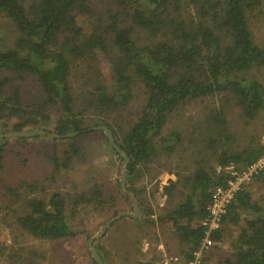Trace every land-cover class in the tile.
Listing matches in <instances>:
<instances>
[{"label": "trees", "instance_id": "obj_1", "mask_svg": "<svg viewBox=\"0 0 264 264\" xmlns=\"http://www.w3.org/2000/svg\"><path fill=\"white\" fill-rule=\"evenodd\" d=\"M0 17L5 20L0 31L13 34L11 44L0 47V73H8L0 78V133L78 132L73 137L32 136L54 142L45 150L53 164L46 176L50 184L62 170L75 166L74 158L86 160L84 147L75 143L82 137L101 135L123 160L103 129H90L98 125L108 126L128 155V181L142 169L153 176L152 162L162 151H173L183 142L180 132L173 130L168 131L175 138L173 144H164L169 116L192 101L218 97L221 104L209 111L216 129L201 139L212 162L201 161L193 172L176 173L177 179L163 186L166 200L157 213L142 195L145 187L128 183L139 216H123L111 224L123 225L112 249L95 245L105 264H118L117 260L155 264L160 252L149 248L147 255L141 242L149 234L157 238L151 229L161 225L171 229L186 247V258H191L205 236L202 221L213 190L227 187L231 177L216 167L233 165L243 172L264 157V143L254 136L239 145L227 116L230 102L247 125L264 115V82L250 76L264 68V43L255 36V28L264 22V0H0ZM12 75L22 81L36 79L40 94L31 98L12 83L16 80ZM121 111L127 112L126 126L110 122L111 115ZM9 141L0 138V174L7 166ZM59 141L68 143L61 151ZM251 179L264 184V168ZM116 184L121 196L101 183L78 193L45 191L26 200L16 222L36 238L76 237L85 231L72 224L80 210L111 211L105 219L109 220L120 211L134 209L120 181ZM21 186L43 185L35 180ZM243 211L250 215L244 216ZM232 227L237 233L228 231ZM133 228H139V233ZM226 237L231 253L223 264H264V207L254 201L246 184L227 204L221 227L211 233L214 245Z\"/></svg>", "mask_w": 264, "mask_h": 264}, {"label": "rangeland", "instance_id": "obj_2", "mask_svg": "<svg viewBox=\"0 0 264 264\" xmlns=\"http://www.w3.org/2000/svg\"><path fill=\"white\" fill-rule=\"evenodd\" d=\"M4 21L0 17V22L4 23ZM263 25L264 22H260V26L255 28V36L260 43H264ZM12 38V33H7V31L1 29L0 47L10 45ZM104 70L105 68H103ZM3 75H8V73H0V78ZM250 76L264 82V68L253 70L250 72ZM12 78L13 80L16 79L12 83L23 87L31 98L40 94L41 89L36 79L27 77L26 80L22 81L15 75H12ZM220 104L218 97L198 99L185 104L181 110L169 116L167 127L162 134L165 139L164 144H173L175 138L169 137V132L173 130L180 132L183 142L178 146L176 145L173 151H165L164 149V151H160L159 159L157 158L151 164V174L153 176L144 169L131 181H128L126 176L127 185L129 183L137 188L145 187L142 195H146L155 213L159 212L165 204L166 196L163 194V186L167 185L170 180H176V173L187 174L193 172L201 161L206 164L212 162V157L204 149L202 140L213 129H216L214 122L209 119V111ZM227 116L232 131L239 138V145L248 144L249 138L253 136L256 139L255 141L261 140L264 143V115H260L255 121L247 125L238 108L233 102H230L227 105ZM127 117V112L121 111V113L111 115L110 122L113 124L118 122L126 126L125 120H127ZM53 120H55V116ZM9 140L6 144L5 154L7 166L0 174V264H98L95 263V259L90 252L88 241L94 238V245H101L106 250H110L123 231V225L117 224L113 227L110 226L107 229L109 232L106 231L107 234L99 235L105 224L115 217L105 220L111 211L98 213L90 208L80 210L72 224L76 229H84L85 231L76 237L61 240L32 236L19 227L16 216L19 215L28 198L44 195L45 191L49 192L54 188L64 192L78 193L96 183H101L117 190L116 183L118 180L121 185L120 166L123 160L109 149L101 135L82 137L75 140V143L84 147L86 160L82 156L74 158L75 166L68 170H62L55 177L54 183L50 184V182H46V176H50L53 164L45 150L46 147L52 148L54 142L46 136L38 138H32V136L29 138L9 137ZM58 143L60 151L61 148L68 145L67 142L63 141ZM162 145L163 143L159 144V147ZM199 150H202V152L198 153ZM216 170L221 172L225 170V167L217 166ZM155 174L157 175L155 176ZM251 178L245 184L251 190L254 201L264 207V184L251 182ZM35 180H39L43 186L38 187V189L21 186V184H29ZM118 194L121 196L119 191ZM126 212L134 213V209ZM243 215L248 216L250 214L243 211ZM135 229L133 228L134 231ZM133 230L128 232L129 235L133 233ZM151 230L155 232L158 239L150 234L145 235L146 237L142 238L141 246L145 253L148 252L149 248H155L160 252L155 264H160L166 255L178 254L186 257L183 253L186 247L181 244L169 227L161 229V225H158ZM146 231L144 228V234ZM228 231L237 233L235 227L228 228ZM135 232L139 233V228ZM230 244V238L226 237L224 241L208 248L203 263L223 264L231 253ZM118 245H121V243ZM162 248L165 251H161ZM117 263L121 264V261L117 260Z\"/></svg>", "mask_w": 264, "mask_h": 264}, {"label": "built area", "instance_id": "obj_3", "mask_svg": "<svg viewBox=\"0 0 264 264\" xmlns=\"http://www.w3.org/2000/svg\"><path fill=\"white\" fill-rule=\"evenodd\" d=\"M262 168H264V157L243 172L236 170L233 165L225 167V170L230 173L231 177L228 180L227 187L218 186L213 190L212 200L208 206V215L202 221V224L206 227L205 236L198 249L192 253L191 258L178 254L166 255L160 264H203L207 249L214 245L211 233L213 230L221 227V219L226 212L227 204L231 202L240 187L247 183L252 175Z\"/></svg>", "mask_w": 264, "mask_h": 264}, {"label": "water", "instance_id": "obj_4", "mask_svg": "<svg viewBox=\"0 0 264 264\" xmlns=\"http://www.w3.org/2000/svg\"><path fill=\"white\" fill-rule=\"evenodd\" d=\"M90 129H103L105 131V134L108 138L109 143L113 146V148L120 153V155L123 158L122 164L120 166V172H121V186L122 188L127 192V194L130 196L133 205H134V213H130V212H120L118 213L115 217H113L111 220H109L103 230L100 232L99 235H103L107 229L111 226V224L118 220L119 218L123 217V216H132V217H138L140 214V207L137 203V200L134 196V194L128 189L127 184H126V176H127V170H126V163L129 161V157L126 154V152H124V150L121 148V146L116 142L115 137L111 131V129L106 126V125H98V126H94L91 127ZM78 132H73V133H67V134H63V135H56L54 133H51L49 131L40 129V130H33V131H12V132H5V133H0V138H6V137H31L34 135H48L52 138H60V137H73L75 135H77ZM88 245L90 247V252L93 256V258L95 259V261L98 264H105L103 259L101 258L98 250L96 249L95 245H94V238H91L88 241Z\"/></svg>", "mask_w": 264, "mask_h": 264}, {"label": "crops", "instance_id": "obj_5", "mask_svg": "<svg viewBox=\"0 0 264 264\" xmlns=\"http://www.w3.org/2000/svg\"><path fill=\"white\" fill-rule=\"evenodd\" d=\"M161 251H165V250L162 248Z\"/></svg>", "mask_w": 264, "mask_h": 264}]
</instances>
